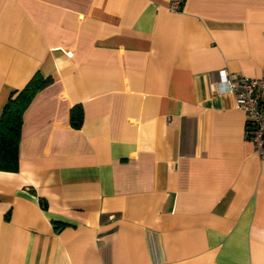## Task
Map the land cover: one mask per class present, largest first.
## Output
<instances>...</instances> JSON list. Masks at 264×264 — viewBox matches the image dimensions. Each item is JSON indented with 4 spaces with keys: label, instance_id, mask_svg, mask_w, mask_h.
Here are the masks:
<instances>
[{
    "label": "crops",
    "instance_id": "obj_1",
    "mask_svg": "<svg viewBox=\"0 0 264 264\" xmlns=\"http://www.w3.org/2000/svg\"><path fill=\"white\" fill-rule=\"evenodd\" d=\"M262 66L264 0H0V113L52 78L0 170V264H264V155L217 84Z\"/></svg>",
    "mask_w": 264,
    "mask_h": 264
},
{
    "label": "trees",
    "instance_id": "obj_2",
    "mask_svg": "<svg viewBox=\"0 0 264 264\" xmlns=\"http://www.w3.org/2000/svg\"><path fill=\"white\" fill-rule=\"evenodd\" d=\"M51 81L50 76L35 72L22 88L9 93L0 113V170L15 171L18 168V146L24 112L36 93ZM69 113L70 124L79 127L83 120L82 106H72Z\"/></svg>",
    "mask_w": 264,
    "mask_h": 264
},
{
    "label": "built area",
    "instance_id": "obj_3",
    "mask_svg": "<svg viewBox=\"0 0 264 264\" xmlns=\"http://www.w3.org/2000/svg\"><path fill=\"white\" fill-rule=\"evenodd\" d=\"M178 5L177 1L173 6ZM217 84L234 94L237 105L245 112L247 134L256 151L264 155V66L253 77L234 76L221 69Z\"/></svg>",
    "mask_w": 264,
    "mask_h": 264
}]
</instances>
